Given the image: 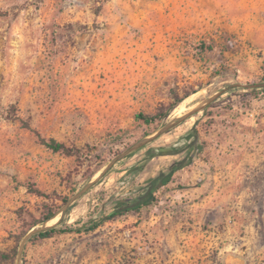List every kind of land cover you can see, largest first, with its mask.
Returning <instances> with one entry per match:
<instances>
[{"label":"rangeland","instance_id":"rangeland-1","mask_svg":"<svg viewBox=\"0 0 264 264\" xmlns=\"http://www.w3.org/2000/svg\"><path fill=\"white\" fill-rule=\"evenodd\" d=\"M0 264H264V0H0Z\"/></svg>","mask_w":264,"mask_h":264},{"label":"trees","instance_id":"trees-1","mask_svg":"<svg viewBox=\"0 0 264 264\" xmlns=\"http://www.w3.org/2000/svg\"><path fill=\"white\" fill-rule=\"evenodd\" d=\"M180 102L181 101L176 103L174 105V107L177 106ZM138 118L140 120H142L143 122H145L146 124H153V123H155L158 120H162L164 118V115L140 113L138 115ZM192 136H191V139H188L189 140V146L188 147H190V149H195L197 147L196 134L193 133ZM189 138H190V136H189ZM45 143L53 151L62 152V153H65L67 155H74V151L69 146H67L64 142H60V141H57L55 139H50L49 141H45ZM175 150H176V153H180V151H181V149H175ZM163 154H165V153H164L162 148H157V149L156 148H152V149L149 150V157L160 156V155H163ZM182 167H183V163L176 164L173 167L172 173L174 171L182 168ZM171 174L168 175L164 180L162 179V177H158V179H156L155 182L159 181V184H166L170 180V178L172 176ZM161 179L163 181H160ZM155 182L154 181L150 182L147 191L145 193L141 194L139 197H137L136 200L133 202V204L128 205L123 210L119 209V208L116 209L110 215H108L106 218L108 220H110L113 217H115L116 215H119V214L123 213V211H127L129 209L139 210L142 206H145V205H148V204L152 203L154 201V198H155V192H156V190L159 187V184L154 185ZM55 214L56 213L53 210L50 211L45 216V220L51 219L52 217L55 216ZM66 231H68V229H60L57 226H52V227H50L48 229L41 230V231L35 233L33 235V237L51 238L57 233L66 232Z\"/></svg>","mask_w":264,"mask_h":264},{"label":"water","instance_id":"water-1","mask_svg":"<svg viewBox=\"0 0 264 264\" xmlns=\"http://www.w3.org/2000/svg\"><path fill=\"white\" fill-rule=\"evenodd\" d=\"M212 99H214V97L211 98V100H212ZM202 107H203L202 105H201V106H198V107H195V108L192 109L189 113H187V114L185 115V117H186V116H189V115H192V114L195 113V112H198ZM181 119H183V118H182V117L179 118V120H181ZM169 126H170V125H169ZM169 126H167L166 128H168ZM166 128H165V129H166ZM165 129L161 130V131L159 132V134L162 133ZM150 139H152V137L146 139V140L143 141V142L138 143V144L135 145V146H133L128 152L124 153L123 155H125V154H127V153H130V152L136 150L137 148L141 147L143 144H145V143H146L147 141H149ZM40 229H41V228H33V229L31 230L30 234H33L34 232H36V231H38V230H40ZM30 234H29V235H30Z\"/></svg>","mask_w":264,"mask_h":264},{"label":"bare ground","instance_id":"bare-ground-1","mask_svg":"<svg viewBox=\"0 0 264 264\" xmlns=\"http://www.w3.org/2000/svg\"><path fill=\"white\" fill-rule=\"evenodd\" d=\"M184 106H185V104H184V102H182L180 105H179V107H178V112L179 113H182L185 109H184ZM181 115V114H180ZM47 225H48V223H47Z\"/></svg>","mask_w":264,"mask_h":264},{"label":"flooded vegetation","instance_id":"flooded-vegetation-1","mask_svg":"<svg viewBox=\"0 0 264 264\" xmlns=\"http://www.w3.org/2000/svg\"><path fill=\"white\" fill-rule=\"evenodd\" d=\"M179 149H181V151H184L185 150L184 148H179ZM182 149H184V150H182Z\"/></svg>","mask_w":264,"mask_h":264}]
</instances>
